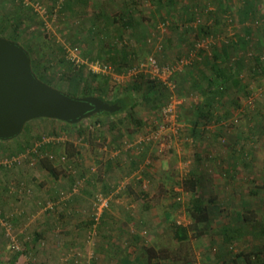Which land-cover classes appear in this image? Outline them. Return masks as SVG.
Wrapping results in <instances>:
<instances>
[{"label":"rangeland","instance_id":"1","mask_svg":"<svg viewBox=\"0 0 264 264\" xmlns=\"http://www.w3.org/2000/svg\"><path fill=\"white\" fill-rule=\"evenodd\" d=\"M37 1L44 12L34 8ZM60 1L0 0V27H6L4 34L0 32V35L12 39L9 34L15 28V23H19L20 40L32 39L37 42L45 37L51 44L62 46L65 49V60L58 61L56 58L60 57V52L54 53L48 47L49 52L45 55L48 60L44 58L47 69L42 72L50 80V85L71 93L67 89V79L62 75H73L80 67H83L85 76L91 71L88 65L91 60L81 55L88 49L83 38L92 22L96 6L101 2L89 0L76 3L73 5L74 12H66L60 17ZM175 1L197 6L201 11V23L206 25L210 22L215 31L225 33H221L223 37L233 32L243 36L246 34L245 28L250 27L251 40L246 47L247 52L230 48L232 59L240 58L242 61L240 77L244 87L235 86L231 89L229 100H224L220 107L224 112L222 124L216 121L208 124L201 136L193 141L185 118L191 103L199 98L197 94H184L182 89L175 91L179 102L174 123L165 126L157 141H143L140 145L136 143L137 139L151 132L155 121H162V107L150 111L148 104H137L134 111L144 121L141 127L133 126L131 122L125 123L126 127L124 123L120 125L116 121L114 127H109L106 119L97 125L91 118H86L80 126L82 132H78L57 119L41 117L29 120L18 136L0 140L1 264H120L125 256L133 264L135 258L142 255L143 247L152 241H169L168 245L171 244L170 223H188L186 204L191 192L184 190L181 185L193 170L207 182L206 189L203 186L204 198L215 195L216 200L220 201L218 209L212 206L215 213H211L209 222L203 226L204 235L201 240L194 237L190 239L194 249V264L213 262L217 253L223 249L221 226L223 223L242 224L238 213L242 210L244 200L249 201L255 211L258 207L259 211L254 214L255 221L245 223L244 235L236 241L233 250L249 251L264 243V233L261 232L264 227V212L261 208L264 198V0H251L254 13L249 19L238 14L245 0ZM207 1H210V12H205ZM94 3H97L96 6ZM184 4L173 6L175 21L167 22L163 29L159 28L163 50H155L153 46L141 41L136 43L137 55L132 57L128 66L122 67L123 71H117L110 65L112 71L108 73L104 89L108 99L120 95L134 75L131 68L148 54L153 52L161 63L173 61L186 51L196 36L201 35L200 25L196 29L186 26L190 21H187L188 9L182 11ZM145 6L144 17L149 19L146 23L150 25L147 35L151 36L158 29L157 25L162 23L160 18L164 14L156 13L153 17L149 6ZM50 7H53L52 11ZM104 35L101 36L107 47L109 38ZM75 38L78 39L73 42ZM73 43L79 49V62L72 60L68 54V48L73 47ZM89 48L91 56L100 53L96 45ZM256 55L260 57L259 62L254 57ZM233 99H237L240 105H235ZM43 136H54L59 140L49 142L44 150L30 152L27 156V150L32 149ZM66 141H71L79 148V155L67 157L63 153ZM234 146L247 149L250 154L248 158L251 157L253 162L250 171L248 167L240 165L233 172L234 176L233 173L230 176L225 173V169L228 167L227 157H230ZM13 155L18 156L19 160L10 166L4 165V158ZM43 155L51 157L57 177L62 181L53 180L52 174L40 164ZM134 162H137L136 168ZM114 163H117L115 168ZM105 169L109 173L107 177L101 176ZM73 178L79 180L78 194L89 191L86 218L82 225L75 228L76 238L71 242L54 244L55 247L37 238L27 245V240L39 233L37 225L31 226V223L42 220L43 215L61 213L64 205L62 200L65 201L68 196L63 195L61 201H58V196H42L38 198V206L31 207L29 213L27 198L35 200L34 193L39 185L67 182L68 186ZM63 191L70 196V188H63ZM99 194L106 196L109 204L98 231L93 232L89 231L91 206ZM165 212L169 213L168 219ZM65 226L58 223L52 228L55 233L72 230V227ZM257 264H264V260Z\"/></svg>","mask_w":264,"mask_h":264},{"label":"trees","instance_id":"2","mask_svg":"<svg viewBox=\"0 0 264 264\" xmlns=\"http://www.w3.org/2000/svg\"><path fill=\"white\" fill-rule=\"evenodd\" d=\"M88 1L89 0H61V4L58 5L60 17L66 12H74V4L79 2L86 3ZM54 2L56 3L58 0H54ZM100 2L98 6H96L97 3H94L96 12H94L92 22H90L87 27L83 38V42L86 43L88 49L84 51V53L82 52L81 55L91 61L99 60L108 65L112 64L117 71H123L124 68L122 69V67L128 66L132 57L134 58V56L137 55L138 52L136 50L138 48L136 46H138L137 44H139V42L144 41L145 44L151 45L148 42L150 36L147 35L150 25L146 23L149 19L143 16L146 8L145 5L149 6V12L152 13L153 17L156 13L164 14L160 20L162 23L166 24L167 22L175 21L173 6L178 3L180 5L184 4L183 2L175 0H100ZM251 4V0H245L244 5L238 13L242 18H252L251 15L254 13V9ZM52 8L50 7V11H52ZM184 8L182 7V11L188 9L186 13L189 14V19L187 21H190L186 26L190 29H196V27L200 25L199 31L201 35L196 36V38L191 41L186 51L177 57L178 59L181 56H190V53L194 52L195 55L191 63L174 72L170 79L174 83L175 91H180L182 89L185 92L184 94L198 95L199 99L191 103L189 113H187L185 118L194 141L201 136L208 124L214 121H216L217 124H222L224 112L220 107L224 104V100H229L231 89L235 86L244 87L240 77L243 68L242 61L239 60L240 58L232 59L230 48H233L235 51L242 50L246 53V47L251 40L249 36L251 30L250 27L247 26L245 28L246 34L243 36H239L233 32L231 35L226 34L225 37H223L221 34L223 32L215 31L210 22L206 25L201 23V11L198 10L199 8L197 6L184 4ZM176 10L179 12L178 9ZM210 11L211 9L208 2L207 6H205V12ZM196 19H199V21L196 22ZM159 25L160 23L157 25L158 29L155 30L157 35L159 34ZM18 26L19 23H15V28H12L9 36L12 37L13 40L19 41L29 51L34 72L40 79L50 84V80L44 75L45 73L42 72V70L45 71V69H47V65L44 63V58L48 60L45 56L49 52L47 49L49 47L50 50L55 51L54 53L60 52V57L56 58L58 61L65 60L63 58L65 49L62 46L57 47L51 44L45 37L37 42L32 39L20 40ZM5 28V25L0 27V32L4 34ZM76 33H78V31ZM76 33L74 34L76 35ZM103 33H105L104 36L109 38V43H107L108 45L106 44L107 47L103 44L104 39L101 36ZM207 36H212L214 43H212L208 49H197V40ZM221 36L223 37L222 39L220 38ZM77 39L78 38H75L73 42L77 41ZM153 40H155V37H153ZM95 45L100 48V53L103 52L102 56L100 53L96 56H91V48L89 47ZM73 47L78 48L74 43ZM160 49L163 50V41ZM54 57L56 56L54 55ZM254 57L256 61L259 62L260 57L257 55ZM173 61L165 63L158 62L164 65L170 64ZM82 69L83 67H80L73 75H62L67 79V89L71 91V94L97 95L109 103H117V105L120 106L117 111H104L89 117L92 119V122L97 125H99L102 120L104 121V119H106L107 123H109V127H114L116 122L120 125L131 122L133 126L141 127L144 121L135 114L134 107L137 104L144 103L149 105L150 111L160 110V108L163 107L162 105H164L169 98L170 93L166 85L157 78L150 77L147 73L138 72L130 77L128 84L123 88L120 95L108 99L104 93V89H106L109 74L89 71L85 76ZM97 78H99L98 81H96ZM81 82H83V85H81ZM227 96L228 98L226 99ZM233 100L235 105H240L237 99ZM61 122L71 128L77 129L78 132H82L83 130L80 127L82 126V121L76 124ZM125 126L127 127V124ZM47 144L48 143L41 145L38 150H44L48 146ZM234 147L231 149L232 153L230 157H227L229 158L227 161L228 167L225 169V173H228L230 176L240 165L248 167L249 169L253 162L251 157L248 158L250 154H248L247 149H244V147ZM63 153L67 157H75L79 155L80 151L71 141H66ZM237 154L240 157H238ZM40 164L52 175L58 176L49 155H43L40 158ZM136 167L137 162H134V168ZM232 176H234V173ZM72 180L71 185L68 187L71 189L70 196L65 194L66 192H63L62 195L72 197L78 194L79 190L72 192V187L77 181L79 182V180H76V178ZM181 186L184 190L191 192V196L186 204V213L189 218L188 223L183 224L175 221L170 223L172 234L170 236L171 244L168 245L169 241H165V243L156 240L152 241L153 243L143 247L142 255H138L133 264H158V262H164L163 264H194V249L190 239L194 237L201 240L204 235L203 226L207 225L209 222L211 213H215L212 211V206L215 205L214 208L218 209V205L220 207V201L216 200L215 195H211L207 199L204 198L202 192L204 187L206 189L207 182H204L201 175L196 170L189 172L188 177L183 179ZM242 205V210H239L240 212L238 213V218L242 224L238 226L231 223H223L221 226V243L223 249L214 257L212 260L214 261L213 264H257L259 261L264 260V249H262L264 243L260 246H254L253 249L249 251L233 250L236 241L244 235L243 232L245 229H243V227L246 226L245 223L247 224L255 221L254 214L259 211L258 207L256 208L257 211H255L249 201L244 200ZM106 208L103 210L99 221L96 222V231H98L100 227L104 213L107 210ZM261 208L264 212V198L262 199ZM164 214L168 219L169 213L165 212ZM94 223L95 221L92 215L89 231L93 230ZM261 232L264 233V227ZM32 239L35 240L36 238L27 240V245H29ZM210 242L213 243L212 240ZM227 261H230V263ZM120 264H132V262L129 257L125 256L121 259Z\"/></svg>","mask_w":264,"mask_h":264},{"label":"water","instance_id":"3","mask_svg":"<svg viewBox=\"0 0 264 264\" xmlns=\"http://www.w3.org/2000/svg\"><path fill=\"white\" fill-rule=\"evenodd\" d=\"M119 108L97 95H73L43 81L32 68L29 51L0 35V140L18 136L35 118L76 124Z\"/></svg>","mask_w":264,"mask_h":264},{"label":"built area","instance_id":"4","mask_svg":"<svg viewBox=\"0 0 264 264\" xmlns=\"http://www.w3.org/2000/svg\"><path fill=\"white\" fill-rule=\"evenodd\" d=\"M34 8L38 12H41L42 10H43L42 12H44L43 7L38 1L35 2ZM198 21L199 19H196V22ZM159 27L163 29L164 23H160ZM153 37H155V40H153ZM220 38L222 39L223 37L221 36ZM148 42L154 47L155 50H160V48L162 47V36L160 34L157 35L156 33H153L148 39ZM212 43H214L213 37L207 36V37L197 40L196 47L197 49L199 48L208 49ZM68 54L72 57V60H75L78 62L80 61V55L78 54L77 47H69ZM194 55L195 53L191 52L190 56H187V55L181 56L180 58L176 59L170 64L161 65L158 62L155 54L151 52L144 59L139 61L136 65H134L131 68L133 71V74H136L138 72H144V73L149 74L150 77L152 78H157L164 85H166L170 93L167 102L162 107V117H161L162 121L160 123L158 122L156 123L155 121L152 126L153 128L151 127L152 128L151 132H149L148 134L142 137H139L136 141L137 144L140 145L143 141L145 142L151 141V140L157 141L158 137H160L163 134L162 132H163V129H165V126L168 124L174 123V121L176 120V115H177L176 107L179 101L175 94L174 83L170 79V77L174 72L182 69L185 65L190 64ZM88 65L92 72L110 73L112 71V67L110 65L106 63H102L99 60L90 61ZM42 138L43 139H41V141L35 143V146L32 149L27 150V156L29 155L30 152H34V153L37 152L38 148L41 145L45 144V142L49 143V142H54V141L59 140V138H55L54 136H51V137L43 136ZM17 160H19V157L13 155L10 157H5L3 163L6 166H10L13 163H15ZM78 187H79V182L77 181L76 184H74L72 187V192H76L78 190ZM108 201H109L108 198L102 194H99L98 196H96L95 200L93 201L92 215L95 221V223L93 224V230H92L93 232H95L96 222L99 221V218L103 210L108 206ZM91 235H92V232H91Z\"/></svg>","mask_w":264,"mask_h":264},{"label":"crops","instance_id":"5","mask_svg":"<svg viewBox=\"0 0 264 264\" xmlns=\"http://www.w3.org/2000/svg\"><path fill=\"white\" fill-rule=\"evenodd\" d=\"M210 2V1H207ZM145 13H143V16ZM152 16V13H150ZM147 19V18H146ZM118 161V165H119ZM117 166V163H114V168ZM119 167V166H118ZM250 171V169H249ZM248 171V172H249ZM109 173H107V170L105 169L103 171V174L101 176L107 177ZM118 175V174H117ZM54 178L53 180L60 182L62 181L60 177L52 175ZM33 186V185H32ZM70 185L67 186V182L63 183H56V184H46L44 186H38L39 188L36 187V191L34 193L33 199L35 200H30L27 198V213H29L30 208H36L38 206L39 200L38 198L42 196H54L55 198L57 197L58 201L60 198H63V188H68ZM89 194V191L86 190L83 193L80 194H75L72 197H68L67 199H64L65 201L62 200L63 202V207L61 213L58 215H43L42 220H38L36 223L32 224L31 226H36L37 225V230H39V233L34 235V238L41 239L42 243L45 241L48 243V245L55 247L59 243L62 244L63 242H71L76 238L77 230L75 229L76 227L78 228L80 225H82V222L84 221L85 217V207H87L86 204V199L87 195ZM62 195V196H61ZM68 196V195H66ZM28 197V196H27ZM61 201V200H60ZM8 207V206H7ZM48 214V213H47ZM29 215V214H28ZM27 215V219H29ZM60 223L61 225H66L72 227V230H69L68 232H63V233H55L53 231V226L57 225ZM38 241V240H37ZM56 244V245H54ZM206 258V257H205ZM208 260V259H207ZM210 262V261H208ZM230 263V261H227ZM214 261L210 264H213Z\"/></svg>","mask_w":264,"mask_h":264}]
</instances>
